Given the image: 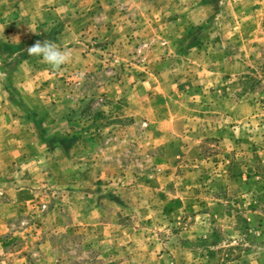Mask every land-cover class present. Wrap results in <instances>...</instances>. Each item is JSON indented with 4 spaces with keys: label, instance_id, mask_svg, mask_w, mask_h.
I'll return each instance as SVG.
<instances>
[{
    "label": "rangeland",
    "instance_id": "374dc122",
    "mask_svg": "<svg viewBox=\"0 0 264 264\" xmlns=\"http://www.w3.org/2000/svg\"><path fill=\"white\" fill-rule=\"evenodd\" d=\"M0 264H264V0H0Z\"/></svg>",
    "mask_w": 264,
    "mask_h": 264
},
{
    "label": "clouds",
    "instance_id": "9594fccd",
    "mask_svg": "<svg viewBox=\"0 0 264 264\" xmlns=\"http://www.w3.org/2000/svg\"><path fill=\"white\" fill-rule=\"evenodd\" d=\"M28 56L37 57L42 63L49 66L52 71H58L65 66L69 60V53L62 49L55 41H37L27 50Z\"/></svg>",
    "mask_w": 264,
    "mask_h": 264
},
{
    "label": "crops",
    "instance_id": "0c3cea01",
    "mask_svg": "<svg viewBox=\"0 0 264 264\" xmlns=\"http://www.w3.org/2000/svg\"><path fill=\"white\" fill-rule=\"evenodd\" d=\"M50 15H51V17H50ZM54 15V13H53V11H51V12H49V10H47V11H44L43 12V16H46V18L45 19H42L41 21H47V20H52V16ZM49 18V19H48ZM84 20H85V18H84V16H81V17H77L76 18V24H77V26H82V24H83V22H84ZM56 38V37H55ZM25 43H26V41H25ZM69 45L68 46H70V42L68 43ZM26 45V44H25Z\"/></svg>",
    "mask_w": 264,
    "mask_h": 264
}]
</instances>
